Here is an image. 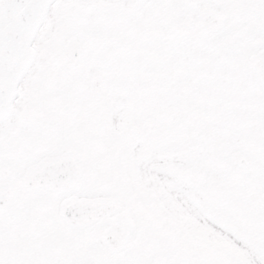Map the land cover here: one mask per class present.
I'll list each match as a JSON object with an SVG mask.
<instances>
[{
  "label": "snow or ice",
  "instance_id": "snow-or-ice-1",
  "mask_svg": "<svg viewBox=\"0 0 264 264\" xmlns=\"http://www.w3.org/2000/svg\"><path fill=\"white\" fill-rule=\"evenodd\" d=\"M0 264H264V0H0Z\"/></svg>",
  "mask_w": 264,
  "mask_h": 264
}]
</instances>
